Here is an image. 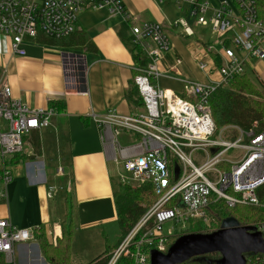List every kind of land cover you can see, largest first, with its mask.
Instances as JSON below:
<instances>
[{"label": "built area", "instance_id": "built-area-1", "mask_svg": "<svg viewBox=\"0 0 264 264\" xmlns=\"http://www.w3.org/2000/svg\"><path fill=\"white\" fill-rule=\"evenodd\" d=\"M175 1L187 3L195 24L210 26L218 45L195 42L197 68L208 77L207 82H199L182 76L181 59L173 53L159 23L131 26L133 44L146 59L145 65L134 66L132 76L141 108L130 114L110 109L93 114V120L101 138L109 140L116 151L115 160L125 172L120 179L129 175L138 185L150 181L158 197L111 252L106 264H116L121 256H130L132 264H149L150 250L164 253L169 238L183 234L190 223L213 228L216 220L210 209L216 201L264 210V130H243L232 124L217 130L208 102L218 87L226 86L235 76L246 75L252 60L264 59V21L258 18L254 0H230L237 12L228 0L217 8H211L206 0ZM87 9H106L129 18L120 0H0V54L25 55V39H34L39 33L54 39L68 38L78 29L79 13ZM172 25L186 36L193 35L185 17L175 19ZM143 40L151 45L145 46ZM169 56L171 61H167ZM81 62L76 59V66ZM160 77H178L184 97L160 88L156 84ZM77 80L85 85L82 74ZM54 113L52 107H29L0 77L1 199L6 198L12 179L5 163L23 151L32 132L49 125ZM231 150L238 153L228 156ZM57 174H62L60 168ZM52 190L48 189V197ZM166 223L171 227L164 232ZM254 228L264 238V220ZM33 231L14 227L9 217L0 219L3 264H17L15 246L34 240ZM261 255L256 260L264 264Z\"/></svg>", "mask_w": 264, "mask_h": 264}, {"label": "crops", "instance_id": "crops-1", "mask_svg": "<svg viewBox=\"0 0 264 264\" xmlns=\"http://www.w3.org/2000/svg\"><path fill=\"white\" fill-rule=\"evenodd\" d=\"M120 1L128 19L110 14L106 9L83 10L78 15V29L64 40L68 45L48 46L37 43L35 38L25 39V55L0 54V77L12 94L31 108L55 110L49 125L32 132L25 139L26 150L23 148L11 163L12 179L7 184L6 198H0V219L9 217L16 228L42 226L53 245L61 237L67 186L73 205L74 233L89 239L97 237L104 243V249L112 245L106 230L116 226L113 193L120 175L116 170L121 165L115 160L116 151L111 142L101 138L93 114H104L110 109L130 114L141 108L142 104L138 106L129 101V95L134 98L132 76L134 66H138L133 55L131 26L159 23L170 39L173 53L181 59L182 76L199 82H207L208 77L198 68L200 78L192 71L197 67L196 47L188 45L187 40L218 45L217 38L210 41L197 36V28L208 26L195 24L183 1ZM222 1L209 0V5L217 8ZM181 16L190 24L192 36L184 35L172 25ZM83 32L96 52L86 51L79 42V34ZM143 43L151 45L149 40ZM76 59H82L80 66H76ZM171 60L169 56L167 61ZM253 61H257L251 67L253 71H257V66H264V59L252 60L249 64ZM80 74L85 85L78 83ZM160 79L173 82L164 89L184 96L178 77H160L156 80L158 86ZM34 137L39 139L40 151L31 157ZM52 163H56L54 170ZM49 188L53 189L50 197L47 196ZM60 191L63 195L58 197ZM116 234L118 237L117 227ZM15 251L17 264H50L35 239L16 245Z\"/></svg>", "mask_w": 264, "mask_h": 264}, {"label": "trees", "instance_id": "trees-1", "mask_svg": "<svg viewBox=\"0 0 264 264\" xmlns=\"http://www.w3.org/2000/svg\"><path fill=\"white\" fill-rule=\"evenodd\" d=\"M254 1L256 4L258 18L264 21V0ZM72 36L73 35H71V37ZM64 40L65 39H54L45 36L42 33H39L35 38L37 43L48 46L68 45L64 42ZM79 42L84 45L86 51L96 52L95 46L87 41L84 32L79 34ZM133 55L139 66L145 65V56L138 46H135ZM132 92L134 98L132 99V96L129 95L130 103L140 106L142 103L135 87L132 89ZM208 102L211 109L212 119L217 130L230 124L236 125L243 130L250 128H254L256 132L264 130V84H262L261 88L258 89V87L253 84L247 75L235 76L227 83L226 86L218 87L211 94ZM32 147L33 154L31 157L35 154L38 155L40 151L39 139L37 137H34L32 140ZM17 155L18 154H15L12 158H10V160L5 163V166L10 167L11 163H13V161H10L16 158ZM3 169L4 165L0 163V173ZM131 185L132 182L119 184L118 190L116 187L113 193L116 211L115 222L119 234L117 242L113 245H106L105 249L101 253L96 255L86 264H106L111 252L120 244L126 234L132 229V227L138 222V220L144 215L147 209L158 197L155 194L154 185L150 181L139 185ZM172 203L173 202L169 203V205H172ZM64 208L65 213L62 221L60 222L61 237L56 240L54 245L47 239L42 226L35 227L33 231L34 238L38 242L42 255L50 264H72L69 259V252L74 233V222L71 215L73 205L72 210H68L66 197L64 199ZM210 214L218 221V226L215 229L219 227L221 220L228 216L234 217L239 224L243 226L254 227L257 222L264 220V210L261 208L251 205H235L230 207L225 205L222 201H216L212 205ZM211 231L212 230L205 229L201 223L193 222L190 223L184 233H207ZM180 235L181 234H177L169 238L166 251L164 253L167 252L169 246ZM261 256L262 255L259 253L245 254L246 264H263L256 260L257 258H261ZM219 258V253H210L190 258L180 264H217ZM0 264H3L1 255ZM116 264H132V258L130 256H121L117 260Z\"/></svg>", "mask_w": 264, "mask_h": 264}, {"label": "water", "instance_id": "water-1", "mask_svg": "<svg viewBox=\"0 0 264 264\" xmlns=\"http://www.w3.org/2000/svg\"><path fill=\"white\" fill-rule=\"evenodd\" d=\"M210 253H219L217 264H246L245 254L264 255V238L253 226L240 225L234 217L228 216L211 232L181 234L166 253L151 250L149 264H180Z\"/></svg>", "mask_w": 264, "mask_h": 264}, {"label": "rangeland", "instance_id": "rangeland-1", "mask_svg": "<svg viewBox=\"0 0 264 264\" xmlns=\"http://www.w3.org/2000/svg\"><path fill=\"white\" fill-rule=\"evenodd\" d=\"M206 1L208 2V4H210L209 0H206ZM228 1H229L230 6L232 7V9L235 12H237V8L234 5V3L232 1H230V0H228ZM209 14L210 13L206 14L207 18L209 16ZM207 26L208 27L197 28V36L199 38H202L203 40H210V41L213 40L214 41L217 38V35H215L214 33L211 32L209 25H207ZM195 42H197V41H194V40H189L188 41L187 40L186 43L188 45L191 44V46L193 48ZM256 62L257 61H255V62L253 61V63H251V64L246 66V75L253 82V84L256 87H258V89H260L261 85L264 84V66L263 67L257 66V68H258L257 71H253L251 69V67L253 66V64H256ZM192 71L194 72V74L198 78L201 77L200 71L197 69V67L192 68ZM172 84H173V82L168 80V79H160L159 80V87H161V88L171 87ZM225 133H227V132H225ZM119 140L122 142V144H125L124 143V138L122 136L119 137ZM24 148L26 150L27 146L25 145ZM237 153H238V150H231L228 153V156L235 155ZM14 160L15 159H12L10 162H12ZM52 167H53V170H54L55 167H56V163H54V164L52 163ZM119 167L120 168L116 170V174L117 175L118 174H120V175L121 174H125L123 168L121 166H119ZM14 170H16V168ZM123 178H124L123 180H121L120 177L118 178V185L119 184H124V183L127 184L129 182H132L131 186H133V184L135 183L131 179V177L129 175H125V177H123ZM118 185H117V190H118ZM62 195H63V192L60 191V192H58L57 196L60 197ZM70 195H71V193H69V187L67 186L66 187V195H65V197H66L67 202H68V210L70 209V211H71L72 210V200H71ZM71 215H72V218H73V211H72ZM217 226H218V221L216 219V224H214L213 228H211L209 230H214ZM169 227H171V225L169 223H166L165 226H164V232H167ZM106 231H107V236H108V242L110 244H112V245L115 244L117 242V240H118V237H117V234H116V226L110 227V229L106 230ZM86 244H87V246H86ZM103 249H104V243L103 242L102 243L99 242L97 237L92 236L89 239V238H84L80 234L73 233L71 246H70V252H69L70 262L72 264H86L92 258H94L97 254H99Z\"/></svg>", "mask_w": 264, "mask_h": 264}]
</instances>
